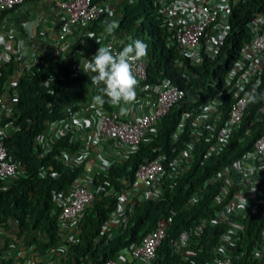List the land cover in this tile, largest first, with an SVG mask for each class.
Listing matches in <instances>:
<instances>
[{"label": "trees", "instance_id": "obj_1", "mask_svg": "<svg viewBox=\"0 0 264 264\" xmlns=\"http://www.w3.org/2000/svg\"><path fill=\"white\" fill-rule=\"evenodd\" d=\"M29 1L40 0L24 2ZM92 1L105 2L106 7L88 28L100 30L111 21L118 22L114 33H123L147 44V78L151 81L166 78L181 88L184 94L161 117L158 129L150 140H142L122 162L110 164L106 171L93 176L91 182L96 187L94 198L76 218L73 224V229L77 231L76 239L67 240L60 264H103L109 258L116 259L121 251H128L138 244L158 219L167 216H171L172 221L148 264L208 263L216 255L214 249L222 241L225 242L226 237H235L232 264H264V183L259 184L254 201L246 210L242 230L230 233L227 223L216 218L197 236L190 237L185 251L189 255L187 260L175 253L171 245V240L176 239L181 231L191 230L200 218L210 220L216 215L217 208L209 206L215 187H210L211 193L206 192L192 206H185V201L202 187L207 176L249 148L252 140L264 132L261 122L250 135L244 136V142L238 140L239 136H243L242 131L255 109L261 105L264 94L256 95L243 116V128L232 135L224 150L204 158L201 151L206 146L205 141L196 144L191 168L175 178L172 189L165 190L157 198L139 200L128 206L123 230L117 236L108 238L110 231L105 228L121 191L127 188V182L134 181L137 166L157 153L165 155V158L174 156L188 138L191 117L221 91L224 73L236 59L242 43L250 37L247 22L255 10L264 8V0H246L241 8L235 9L230 31L220 50L214 57L202 55L198 64H191L189 59L180 56L175 44L165 43L166 33L155 18L152 0H120L113 5V11L108 0ZM25 61L23 55L10 56L0 67V95L6 92L8 105H12L8 113H0V126L8 123L15 126L14 130L8 129L3 133L1 142L9 159H18L22 164L20 174L8 182L0 179V222L13 219L17 226L16 237L27 235L30 231L28 243L35 250H45L55 246L62 237L53 193L67 191L81 174L82 167H69L59 158L60 150L71 152L78 149L79 143L71 141V134L59 136L47 149L42 148L36 138L43 133L47 121L63 117L66 107L84 99L80 89L92 83L94 74H72L64 59L43 57L32 58L24 72H20V66ZM16 70V93L13 94L9 87H4V81ZM104 98L106 103L102 107L111 110L112 105L107 103V97ZM182 120V132L175 136L174 131ZM0 264L13 263L10 259H1Z\"/></svg>", "mask_w": 264, "mask_h": 264}, {"label": "built area", "instance_id": "obj_2", "mask_svg": "<svg viewBox=\"0 0 264 264\" xmlns=\"http://www.w3.org/2000/svg\"><path fill=\"white\" fill-rule=\"evenodd\" d=\"M25 0H0V12L10 10ZM60 14L54 16L56 29L45 37L44 50L32 57L25 52L13 50L5 53L0 59V67L7 57H26L20 72L28 67V61L34 57L45 59H64L72 74L84 71V63L90 60L98 48L110 45L114 52H119L133 39L123 33L109 34L106 27L100 30L89 29V24L105 10L106 3L92 0H54ZM120 0H108L110 10ZM246 0H152L154 15L165 30V43L175 44L180 56L198 64L202 55L214 57L220 50L224 39L230 31V21L235 9L241 8ZM250 31L248 40L242 43L236 59L223 75L221 91L211 97L191 117L188 138L183 142L174 156L165 158L161 153L150 160L140 163L134 171V181L127 182V188L121 191L114 210L109 214L106 227L113 238L122 232L125 224V211L137 201L154 199L165 190L172 189L176 177L188 171L194 159L193 150L196 144L205 141L206 146L201 153L204 158L216 155L224 150L235 132L243 128L242 121L246 109L256 95L264 94V8L255 10L247 22ZM14 41V39H13ZM76 46V47H75ZM134 72L139 81L136 89L137 100L134 108L121 112L120 106L111 110L95 104L93 98L100 94L93 82L80 89L84 99L65 108V115L59 119L49 120L36 142L44 149L51 146L56 139L69 130L70 124L76 121L86 129L90 136L88 146L94 147L100 140L112 143L127 152L133 150L142 140H150L156 133L161 117L179 100L184 91L166 78L149 80L147 78V57L134 64ZM18 71L9 74L4 87L16 93V77ZM5 93V94H4ZM0 95V113H8L10 108L4 105L6 92ZM244 127L243 136L251 134L259 123L264 125V98ZM184 120L176 127L174 135L182 132ZM14 130L11 123L0 126V179L8 180L22 172V164L18 159H9L1 136L7 130ZM197 145V146H198ZM81 152L60 150L59 158L65 165H79L81 174L74 180L67 191L54 192V205L58 210V226L67 240H75L77 231L71 228L76 218L91 204L96 191L91 180H84V174L92 169L96 159L93 156L82 160ZM101 164V165H100ZM100 167L107 170L108 161L100 160ZM94 175V174H93ZM264 183V132L252 140L249 148L242 151L231 161L223 164L207 176L202 187L195 190L185 201L186 205L195 202L210 187H215L211 194L209 206L216 207L215 216L209 220L200 218L191 230H183L176 239L171 240L172 249L181 254L183 260L189 255L186 248L190 237L197 236L204 227L220 218L227 223L228 231L235 233L242 230L246 210L254 201L259 184ZM200 198V199H201ZM171 216L157 220L153 229L147 232L128 251H121L116 259H107L103 264H128L123 256L141 264H148L155 250L165 235ZM264 231V227H263ZM99 236L96 237V240ZM235 237H226L214 249V257L205 264H232V249ZM264 250V242H262ZM125 253L124 255L122 253Z\"/></svg>", "mask_w": 264, "mask_h": 264}, {"label": "crops", "instance_id": "obj_3", "mask_svg": "<svg viewBox=\"0 0 264 264\" xmlns=\"http://www.w3.org/2000/svg\"><path fill=\"white\" fill-rule=\"evenodd\" d=\"M60 13L54 0L24 2L16 6L12 12H0V59L5 53L13 50L19 53L25 52L24 55L27 57L41 53L44 50L46 35L56 29V23L51 19ZM8 98L5 97L3 100L5 106L8 105ZM11 106L7 107L11 108ZM120 107L131 110L134 105L122 104ZM73 122L75 123L70 124L69 130L73 132L72 139L79 143L77 150L82 153V160L90 156L96 159L92 169L83 175L84 180H91L96 173L104 172L105 166L100 167V160L108 161L106 165L108 167L125 159L128 153L126 150L104 140H100L94 147L88 146L90 140L88 131L80 123L74 120ZM16 231L17 226L13 219L0 222V260L10 259L13 264H60L66 243L64 234L55 246L45 250H35L33 245L28 243L31 232L16 237ZM123 258L128 264H141L128 255H124Z\"/></svg>", "mask_w": 264, "mask_h": 264}, {"label": "clouds", "instance_id": "obj_4", "mask_svg": "<svg viewBox=\"0 0 264 264\" xmlns=\"http://www.w3.org/2000/svg\"><path fill=\"white\" fill-rule=\"evenodd\" d=\"M116 28L118 22L107 23L106 30L109 34ZM147 54L148 46L140 39L132 40L119 52H114L110 45L99 47L95 55L84 63V71L94 74L92 82L99 88L100 94L93 98L94 103L103 106L106 103L104 97L113 106L136 102L139 81L133 66L137 61L146 58ZM126 110L121 107V112Z\"/></svg>", "mask_w": 264, "mask_h": 264}, {"label": "rangeland", "instance_id": "obj_5", "mask_svg": "<svg viewBox=\"0 0 264 264\" xmlns=\"http://www.w3.org/2000/svg\"><path fill=\"white\" fill-rule=\"evenodd\" d=\"M5 104H6V102H5ZM72 227H73V224H72V226H70L69 228H71V229H72Z\"/></svg>", "mask_w": 264, "mask_h": 264}]
</instances>
